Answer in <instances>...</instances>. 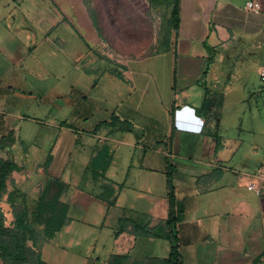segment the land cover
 <instances>
[{
  "label": "crops",
  "instance_id": "crops-1",
  "mask_svg": "<svg viewBox=\"0 0 264 264\" xmlns=\"http://www.w3.org/2000/svg\"><path fill=\"white\" fill-rule=\"evenodd\" d=\"M123 1L163 10L168 42L118 59L116 2L0 0L5 223L58 179L68 222L28 244L47 264H166L172 195L180 264H264V194L240 183L264 164V0H178L176 23L175 0Z\"/></svg>",
  "mask_w": 264,
  "mask_h": 264
},
{
  "label": "trees",
  "instance_id": "trees-1",
  "mask_svg": "<svg viewBox=\"0 0 264 264\" xmlns=\"http://www.w3.org/2000/svg\"><path fill=\"white\" fill-rule=\"evenodd\" d=\"M178 12V0H175L173 17L176 23ZM176 26V24H175ZM212 59L209 61V65ZM208 70V68H207ZM207 71H205V74ZM206 91L203 108L211 106L210 91ZM17 168L12 162H4L0 165V198L6 189V180L13 170ZM65 185L58 179H50L43 187L39 197L31 208L24 205L19 207L12 197L9 202L14 208L15 223L12 228L6 227L4 217L0 211V258L4 264H47L39 251L34 250L28 244L33 242L34 247L52 239L68 222V206L63 202L62 196ZM171 210L164 225L157 230V235L162 233V228H168L170 233L164 235L172 240V250L166 264H180L178 253V241L175 228L177 218L174 211V197L171 195ZM24 202V201H23ZM126 256H115L109 264H125Z\"/></svg>",
  "mask_w": 264,
  "mask_h": 264
},
{
  "label": "rangeland",
  "instance_id": "rangeland-1",
  "mask_svg": "<svg viewBox=\"0 0 264 264\" xmlns=\"http://www.w3.org/2000/svg\"><path fill=\"white\" fill-rule=\"evenodd\" d=\"M101 3L103 13L110 10V8L106 7L107 4L113 2L117 3V10L119 13H123L122 15L119 14L117 16L119 20L118 29L123 30L124 32L131 31L133 33L134 38L132 39H118V40H112V44H109V41L104 42V49H106V52H110L114 55V57L118 59L122 58H139L143 55L142 52H149L153 53L155 50L157 44L160 43H166L167 40H163V35H167L166 33V24L165 19L163 17V10L156 9L155 7L147 6L145 2L144 7L137 8L134 7V15L126 17L124 15V12L126 9L123 7L125 6V2L123 0H97ZM148 2H152L154 0H147ZM140 6V5H139ZM111 10H114V7L111 8ZM107 13V12H106ZM119 35V34H118ZM108 44V45H107ZM106 45V46H105ZM112 48V49H111ZM115 49V51H113ZM251 62V61H250ZM243 63H249L248 61H245ZM254 79L256 77L254 76ZM258 89H261V100H259V104L257 102V105L259 106V112L262 113V117H257V124L264 123V83H262L257 78V91Z\"/></svg>",
  "mask_w": 264,
  "mask_h": 264
},
{
  "label": "built area",
  "instance_id": "built-area-1",
  "mask_svg": "<svg viewBox=\"0 0 264 264\" xmlns=\"http://www.w3.org/2000/svg\"><path fill=\"white\" fill-rule=\"evenodd\" d=\"M246 10L254 14H260L262 12L261 5L256 0H249L245 6ZM259 75L261 81L264 82V67L260 69ZM240 183L248 191L254 192L261 196L264 194V164L259 168L255 175H242L240 177ZM5 223V221H4ZM6 227L12 228L14 225L11 222L5 223Z\"/></svg>",
  "mask_w": 264,
  "mask_h": 264
}]
</instances>
